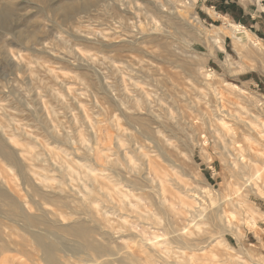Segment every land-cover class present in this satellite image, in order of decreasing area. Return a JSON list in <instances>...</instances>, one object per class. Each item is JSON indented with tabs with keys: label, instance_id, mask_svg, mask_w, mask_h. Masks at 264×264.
Masks as SVG:
<instances>
[{
	"label": "rangeland",
	"instance_id": "374dc122",
	"mask_svg": "<svg viewBox=\"0 0 264 264\" xmlns=\"http://www.w3.org/2000/svg\"><path fill=\"white\" fill-rule=\"evenodd\" d=\"M255 1V5L249 6L250 11L257 7L264 9V2L257 5ZM211 4L216 6L215 10ZM239 22L260 40L259 47L235 44L230 23ZM252 23L240 5L228 4L226 0H0V140L6 138L8 145L23 157L34 155L35 159L28 160L31 167L41 173H46L43 168H47L53 178H60L66 163L75 164L78 178L74 177L71 183L76 189H83L85 177L79 171L81 163L76 162L77 155L91 162L84 154L85 146L100 149L108 144L109 112L115 110L120 115L111 99L130 98L127 104L131 103L129 106L133 108L136 102L133 97L137 95L145 100V92L141 96L138 90L159 92L157 95L164 98L160 100L162 105L159 100L154 101L152 109L160 116L166 115V123L173 128L165 133L173 135L174 132L176 136L171 140V148H164L174 156L175 162L172 167L163 163L169 172L164 180L170 202H175L179 211L183 210L181 201L188 202L191 209L202 202L204 211L222 210L226 214L236 211L238 215L237 230L223 233L232 249L218 244V240L213 241L208 250L215 254L210 252L199 263L231 264V259L237 257L249 264H264V185H261L264 160L246 152L247 142L243 137L261 132L254 148L264 159V30H259L257 25L250 28ZM136 80H140L139 88L134 85ZM214 90L224 99L225 109L242 119H227L234 124L236 141L226 148L225 142L218 139L219 144L218 137H214L210 121L214 119L213 111L201 98H213ZM132 110L136 116L124 119L123 124L128 128L135 126L129 128L128 135L134 130L137 136L131 135L142 140L139 130L148 133L153 124L145 110L142 115L135 108ZM171 114L179 121L175 125L167 119ZM193 120L198 121L194 129L190 126ZM41 124L51 125L50 129L56 131V140L49 131L41 129ZM80 133H86L84 144L79 141ZM31 135L37 136L38 141L29 138ZM199 139H205L207 145L195 148L193 143ZM241 152L246 154L243 159L239 158ZM227 155L237 159L238 165H229ZM243 160L251 163L250 169H241ZM140 162L137 160V165ZM99 166L104 168L103 160H99ZM17 167L0 154V178L8 180L29 200L23 172ZM240 169L242 172L238 173ZM257 170L261 172L260 178L252 177ZM49 182L53 185L57 180ZM250 182L258 183L262 195L249 192L246 198ZM193 194L205 198L199 197L197 201L191 197ZM246 199L260 212L254 226L247 219L245 223L240 219L247 215L237 200ZM47 204L49 210L58 207L51 199ZM0 214V222L8 224V227L0 225V233L4 230L11 233L7 236L10 250L2 253L0 249V264H37L40 259L34 240L15 223L3 218L4 215L17 217L1 200ZM184 222L183 217L178 218V224ZM207 224L203 229L211 232L212 237L219 236L220 229L212 222ZM40 231L47 235L46 243L71 250L79 246L75 238L60 229L41 225ZM131 243L119 240L111 244L123 264L128 263L123 250L135 247ZM82 258L69 255L68 259H62L65 264L88 263L80 261Z\"/></svg>",
	"mask_w": 264,
	"mask_h": 264
},
{
	"label": "bare ground",
	"instance_id": "6f19581e",
	"mask_svg": "<svg viewBox=\"0 0 264 264\" xmlns=\"http://www.w3.org/2000/svg\"><path fill=\"white\" fill-rule=\"evenodd\" d=\"M126 25L127 24H125V26ZM230 26L233 31L235 44L237 46L250 44L252 46L259 47L258 45L260 44V40L255 39L244 25L230 23ZM126 27L128 28V26ZM215 40H217V42L219 41L218 36ZM139 81L140 80H136L134 85H137L138 87L140 84ZM147 84L149 85V83ZM159 87L158 89L162 88ZM144 90L145 89H143L142 92L141 90H138V92L141 93V96H144L145 92V100H143L142 97L137 96L136 93L135 97L132 95L130 96L131 98H134H132L133 100L136 99V102H133L135 103L133 104L135 112L137 111L139 115H142V110H145L146 114H148V117L153 124L150 125V131L147 133L143 132L144 130L142 131V129L139 130L138 128L139 132H141L143 138L142 140H137V138H134L135 136H132L133 134L136 135V133H133L135 132L134 130L132 131L133 134L129 133L128 135L127 131L133 125H129V128L125 127V123L123 124V121L124 119L129 120L130 117L136 116L133 115V108L129 106L131 103L129 105L127 104L129 103L128 100H130V98L128 97L129 99L127 100L126 97H119L121 99H118V101L113 97L111 100L117 105L119 109L117 111H119L120 115L114 113L115 110L109 112L111 120L109 125L111 130H109L110 132L107 138V140L109 139L107 141L108 144L100 149L98 147L95 148L94 146H85L84 154L90 158L91 162L86 160L83 161L86 157H82L79 154L77 155L78 158L76 162L81 163L79 171H81V174L83 173L85 177L84 184H80L84 186L83 189H81L82 187L80 189H76L72 184L73 179L77 174L76 170L78 169H76L75 164L73 165L65 162L67 165L65 164L66 166L63 170H61L62 172L60 178H53L48 174L50 171L49 169L43 168L47 172L41 173L31 167L28 160L34 158V155L30 158L26 156L23 157L19 154L18 150L8 145L6 138L0 140V154H2L10 164L15 163L18 165L19 169H21L23 172V184L26 187L27 194L29 196V200H26L14 185H12L5 178H0V200L10 208L12 215L19 218L22 223L20 224L17 218L13 219L5 215L3 218L15 223L21 230L28 234L31 239L34 240L37 247L36 250L39 252L36 254L40 259L37 264H42L43 262L46 264H65L66 262L62 258L68 259L69 255H73V257L79 255L82 258L85 256L82 253L87 256L80 259V261L88 262L85 264H123L124 262L116 256L118 252L116 253L111 249V244H116L119 240L130 241L132 242L131 244L135 245V247L123 250L126 254L124 256L128 260L127 264H200L199 262L207 258L210 252L213 253L212 250L208 249L209 245L216 240H218V244H224L225 247L227 246L232 249L231 246L226 243L223 233L237 230L238 223L236 221L238 219V215L236 211H230L229 214L224 213L222 210H213L210 212L204 211V203L202 205V202L197 208L194 207V209H191L190 204L186 201H181L183 210L180 209L181 211H179L175 207V202H170V197L168 198L167 196L168 184L166 186L164 180V177L169 175V172L163 163H167L172 167L175 166V162L173 159L174 156H172L169 151H165L164 148L172 146L171 140L176 136L174 132V136L165 133V131H171L173 127L170 128V124L166 123V115L165 117L158 115V113H155L153 110L155 107L153 108L151 106V104H155L153 103L154 101L162 100L163 96H158L160 94L159 92H157V94L159 93L157 95L156 92L153 93ZM153 90L157 91V89ZM213 93V98H201L205 100L206 104L211 107V111H213L214 119L210 120L211 131L213 132L214 137H218L216 138L217 140L221 139L226 143V148L236 141L235 132L233 131L235 129L234 124H230L227 119L234 118L237 121L242 119L236 118L234 113H230V111L225 109L224 99L219 96V92L214 90ZM159 101L158 103L162 105L161 101ZM166 103L168 102L166 101ZM171 106H173V104L171 105L170 103V107ZM202 114L205 115V113ZM167 119L170 120H168L170 123L172 122L171 125H175L179 122L173 115H167ZM40 123H42V121ZM203 123L205 122L203 121ZM245 123L251 127L249 122L245 121ZM197 124L198 121L193 120L191 125H189L191 127L193 126L194 129L198 126ZM50 126L41 124V129H43V131H49L51 136L56 140V131L54 132V130L50 129ZM259 133L261 132L255 131V134L247 133L243 137L247 142H244L247 144L245 147L246 152L253 155L257 154L258 158L262 161L264 159H262L261 155L258 154L259 150L254 148V143L258 142ZM85 134L80 133L81 140L79 141L83 144L86 142V138L84 136ZM27 135L30 134L27 133ZM227 136H229L228 139L226 138ZM29 138L33 141H38L37 136L34 137V135H31ZM178 139H176L177 142ZM200 139L196 142L194 141V147L206 144L205 139L201 141ZM218 143L220 144L221 142L218 140ZM76 147L78 149V146ZM192 150L194 151V148L191 149V151ZM62 151L71 155L67 149H62ZM38 153H36V156ZM245 155L246 154L241 152L239 158L243 159ZM227 156V162L229 165L234 163L235 165H238V163L235 162L237 159H232L229 155ZM95 157H98L99 160H103L104 168H100L101 166H99V160H95ZM93 160L95 161L92 162ZM137 160L141 161L139 165L136 163ZM240 167L243 171L248 170L251 168V163H247L243 160ZM162 169H164V171ZM242 170H238V173H241ZM243 175L241 174V176ZM260 175V170H257L252 177L260 178ZM172 177H174V175H172ZM50 179L57 180L56 184H50ZM257 184L258 183L255 182L247 184L246 198L249 197V192L256 195H262V190H260V186ZM261 185L263 186L264 182L261 183ZM201 192L200 194H202ZM194 193L196 192L194 191ZM191 197H193L194 200H197L199 197H203V195L199 196L193 194ZM203 198H205V196ZM49 199L53 200L56 205H58L55 210H49L50 208L48 209L46 207ZM237 202L243 208V213L247 215L246 218H240L243 220L242 222H247V219L248 222L254 226L257 219L256 215L260 213L257 211L258 209L251 205L247 199L243 201L237 200ZM129 212H133L134 214L131 215ZM179 217L184 218V224L180 225L177 223ZM208 222H212L216 229H220L219 236L212 237L211 232H206L203 229V225H208ZM0 225L8 227V224L4 221L0 222ZM41 225L60 229L65 232L64 234L68 233L79 242V246H76L75 250H71L60 248L53 243H46L47 235L44 234L43 231H40ZM8 235H11V233H6L5 230L3 233H0V249L2 253L10 250L9 245L11 244L8 245ZM215 245L217 246V243ZM234 258L235 259H231L232 263L237 261L236 264H249L245 258L243 261L240 259L238 260L237 257Z\"/></svg>",
	"mask_w": 264,
	"mask_h": 264
},
{
	"label": "crops",
	"instance_id": "0c3cea01",
	"mask_svg": "<svg viewBox=\"0 0 264 264\" xmlns=\"http://www.w3.org/2000/svg\"><path fill=\"white\" fill-rule=\"evenodd\" d=\"M228 4L232 2H236L238 5H240L244 9L245 16L250 17L254 23L250 24V28H254L255 25L260 27L259 30H264V20L261 18L264 16V9L259 10L260 8L257 7V9H254L253 11L249 10L250 5H255V0H226ZM255 1V2H254ZM264 0H257V5ZM212 9H216V6L214 4H211L210 6ZM260 11V13H258ZM207 14L209 17L213 18L211 13L207 11ZM240 23V22H239ZM241 24V23H240ZM243 25V24H242ZM221 51V50H220Z\"/></svg>",
	"mask_w": 264,
	"mask_h": 264
}]
</instances>
